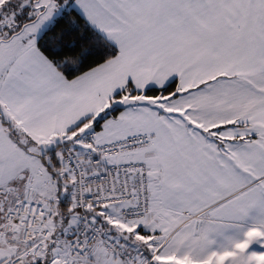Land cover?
Here are the masks:
<instances>
[{"label": "snow or ice", "instance_id": "1", "mask_svg": "<svg viewBox=\"0 0 264 264\" xmlns=\"http://www.w3.org/2000/svg\"><path fill=\"white\" fill-rule=\"evenodd\" d=\"M0 264H264V0H0Z\"/></svg>", "mask_w": 264, "mask_h": 264}]
</instances>
